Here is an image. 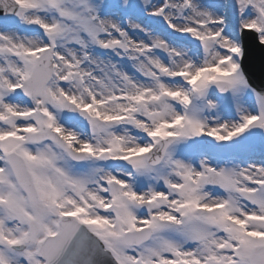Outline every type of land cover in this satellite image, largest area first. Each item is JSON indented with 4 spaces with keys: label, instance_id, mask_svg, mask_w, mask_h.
<instances>
[{
    "label": "snow or ice",
    "instance_id": "obj_1",
    "mask_svg": "<svg viewBox=\"0 0 264 264\" xmlns=\"http://www.w3.org/2000/svg\"><path fill=\"white\" fill-rule=\"evenodd\" d=\"M264 0H0V264H264Z\"/></svg>",
    "mask_w": 264,
    "mask_h": 264
}]
</instances>
